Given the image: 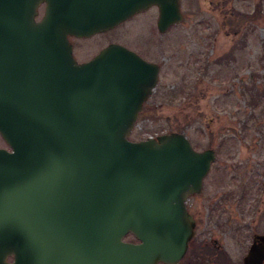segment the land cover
<instances>
[{"label": "water", "instance_id": "95a60500", "mask_svg": "<svg viewBox=\"0 0 264 264\" xmlns=\"http://www.w3.org/2000/svg\"><path fill=\"white\" fill-rule=\"evenodd\" d=\"M151 5L161 32L183 19L180 0H0V264L185 256L195 235L186 201L215 150H195L181 132L130 140L158 64L118 43L78 62L68 40ZM242 261L264 264V234Z\"/></svg>", "mask_w": 264, "mask_h": 264}, {"label": "rangeland", "instance_id": "374dc122", "mask_svg": "<svg viewBox=\"0 0 264 264\" xmlns=\"http://www.w3.org/2000/svg\"><path fill=\"white\" fill-rule=\"evenodd\" d=\"M182 9L163 35L130 22L101 40L120 37L161 66L130 140L181 132L215 150L193 200L197 243L186 264H217L221 251L241 263L264 233V0H182Z\"/></svg>", "mask_w": 264, "mask_h": 264}, {"label": "flooded vegetation", "instance_id": "af4514ba", "mask_svg": "<svg viewBox=\"0 0 264 264\" xmlns=\"http://www.w3.org/2000/svg\"><path fill=\"white\" fill-rule=\"evenodd\" d=\"M46 5H47L46 2H42V3H40L37 6V12H36V15L34 17V20L36 22H40L44 18L45 13H46ZM180 7H181V11L183 13L182 0H180ZM158 16H159L158 7L156 5H151V6H148V7H145V8H142L140 10L135 11L133 14L128 16L125 20L121 21L115 27H113L111 29H108L106 31L95 32L93 34L86 35V36L68 35V40H69V42L71 43V46H72V54H73L74 58L78 62H85V61L91 59L96 54H98L103 48H105L109 44L118 43V44L124 45L127 48L135 51L137 54H139L145 60L151 61V62H154V63L158 64L159 72H160L161 66H160L159 63H157L156 61L148 58L147 55H145L146 54L145 52L137 50V49L133 48L132 46H129L126 42L121 41L120 37H117V38L114 37V36L110 37L109 40L106 41V42H105V40H103V41L101 40V37H104L105 35H109L110 36V35H113V33L114 34H117V33L119 34L120 33V31H118L119 28L122 27L123 25H127L128 23L130 24V22L131 23L140 22L141 24H143L144 22H149L150 23V27H152L151 24L153 26H155V29L152 28V31L153 32L156 31L158 34H161V35L166 33L168 31V29H170L172 26L179 24V23L174 24L171 27H169L165 32H161V31H159V29L157 27ZM183 16H184V13H183ZM151 95L149 96L147 101H145L144 105L148 102V100L150 99ZM206 183H205V180H203V187H202L201 191L199 193L190 194L188 196V198H187V202H186L187 203V209H188L189 213L192 216H193V214H192V212H193V210H192L193 200L196 197L202 195L203 191L205 190ZM193 218L195 219L194 216H193ZM196 229H197V223H196V219H195V236L192 239L193 243H194L193 244V249H194V246L197 243V241H196ZM128 235L132 236V234L128 233L127 235H125V237L128 236ZM124 239H126V238H124ZM132 239L133 240H130V242H137L138 241L133 236H132ZM252 239H253V237H252ZM127 241H129V240H127ZM216 246L220 247L219 244L216 245Z\"/></svg>", "mask_w": 264, "mask_h": 264}, {"label": "trees", "instance_id": "16d2710c", "mask_svg": "<svg viewBox=\"0 0 264 264\" xmlns=\"http://www.w3.org/2000/svg\"><path fill=\"white\" fill-rule=\"evenodd\" d=\"M254 88H256L255 85H253ZM178 92H173L172 96L177 95ZM256 105V104H255ZM193 240L190 242V248L186 254V256L183 258V260L180 262V264H186L187 262V257L189 256V254L191 253V251L193 250ZM222 253V254H221ZM219 261H217V264H242V263H234L233 259L225 252V251H221L220 255L218 256ZM188 264V263H187ZM203 264V263H201Z\"/></svg>", "mask_w": 264, "mask_h": 264}]
</instances>
